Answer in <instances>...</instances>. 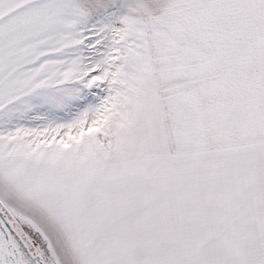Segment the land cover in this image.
Listing matches in <instances>:
<instances>
[{"label":"snow or ice","instance_id":"snow-or-ice-1","mask_svg":"<svg viewBox=\"0 0 264 264\" xmlns=\"http://www.w3.org/2000/svg\"><path fill=\"white\" fill-rule=\"evenodd\" d=\"M0 264H264V0H0Z\"/></svg>","mask_w":264,"mask_h":264}]
</instances>
